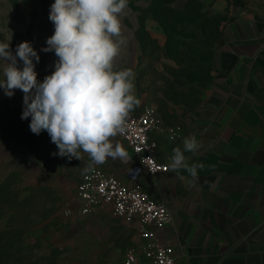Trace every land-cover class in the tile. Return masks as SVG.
I'll list each match as a JSON object with an SVG mask.
<instances>
[{
	"label": "rangeland",
	"instance_id": "374dc122",
	"mask_svg": "<svg viewBox=\"0 0 264 264\" xmlns=\"http://www.w3.org/2000/svg\"><path fill=\"white\" fill-rule=\"evenodd\" d=\"M53 3L0 0V42L10 43L13 54L17 45L31 42L40 56L33 62L41 82L58 60L54 51H42L54 33ZM240 18L264 32V0H128L120 14L125 42L113 70L134 73V95L141 103L129 116L154 106L162 127H191L217 71L211 32L218 25L224 36L225 27ZM5 63L0 60V79ZM201 77L204 82L197 83ZM23 95L17 89L9 98L0 89V264H125L137 242L135 228L113 216L108 205L89 216L73 215L89 156L53 155L58 149L48 133L33 134L31 117L20 118ZM115 141L122 144L119 136ZM97 166L103 167L92 168Z\"/></svg>",
	"mask_w": 264,
	"mask_h": 264
},
{
	"label": "crops",
	"instance_id": "0c3cea01",
	"mask_svg": "<svg viewBox=\"0 0 264 264\" xmlns=\"http://www.w3.org/2000/svg\"><path fill=\"white\" fill-rule=\"evenodd\" d=\"M225 38L191 127L150 134L158 161L168 165L173 149L195 135L201 147L185 156L189 165L204 164L198 179L183 169L152 175L120 159L103 164L169 206L173 222L157 235L176 247L178 264H264V32L240 18Z\"/></svg>",
	"mask_w": 264,
	"mask_h": 264
},
{
	"label": "clouds",
	"instance_id": "9594fccd",
	"mask_svg": "<svg viewBox=\"0 0 264 264\" xmlns=\"http://www.w3.org/2000/svg\"><path fill=\"white\" fill-rule=\"evenodd\" d=\"M127 3L54 0L49 13L54 33L42 51H54L58 60L55 70L42 82L37 79L33 62L39 63L40 56L31 42L17 45L15 54L10 43L0 42V60L6 62L0 89L9 98L17 89L23 92L20 118L31 117L29 128L33 134L48 133L58 149L53 155L81 160V153H87L90 164L85 171L103 165L109 158H128L126 149L114 138L125 133L126 120L141 101L134 95L132 70H113L125 42L120 14ZM200 147L195 135L185 137L183 149H173L170 170H186L195 182L204 164L189 165L185 152L195 153Z\"/></svg>",
	"mask_w": 264,
	"mask_h": 264
},
{
	"label": "built area",
	"instance_id": "2783aa9c",
	"mask_svg": "<svg viewBox=\"0 0 264 264\" xmlns=\"http://www.w3.org/2000/svg\"><path fill=\"white\" fill-rule=\"evenodd\" d=\"M159 114L154 106H147L139 115L129 116L126 130L118 135L127 149V165H140L149 174L158 175L169 170L168 164L157 159V144L151 139L153 131L161 130ZM176 129H170L172 135ZM76 208L73 215H91L102 205H108L111 213L137 232L135 248L125 258V264H178L177 249L164 243L158 232L173 222L169 206L153 198L143 186L134 181H123L97 166L88 171L75 191Z\"/></svg>",
	"mask_w": 264,
	"mask_h": 264
},
{
	"label": "trees",
	"instance_id": "16d2710c",
	"mask_svg": "<svg viewBox=\"0 0 264 264\" xmlns=\"http://www.w3.org/2000/svg\"><path fill=\"white\" fill-rule=\"evenodd\" d=\"M211 41H212V43H213V45H214V47H216L217 49H220L221 47H223L224 45H225V42H226V38H225V32H224V36H222V35H220V33H219V27H218V25H217V28H216V30H215V32H211ZM194 82H196V81H194ZM204 82V78H198V81H197V83H203ZM207 83H209V82H207ZM211 83H209V85H210ZM208 85V86H209ZM202 88H204L203 86H201ZM207 88V87H206ZM205 88V89H206ZM187 97V96H186ZM200 97V96H199ZM189 98V97H188ZM193 99H195L196 100V98H193ZM197 100L199 101L200 100V98H197ZM196 100V101H197ZM4 264H8V262H5Z\"/></svg>",
	"mask_w": 264,
	"mask_h": 264
}]
</instances>
